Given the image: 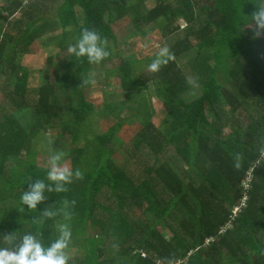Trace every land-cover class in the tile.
<instances>
[{"label":"trees","instance_id":"16d2710c","mask_svg":"<svg viewBox=\"0 0 264 264\" xmlns=\"http://www.w3.org/2000/svg\"><path fill=\"white\" fill-rule=\"evenodd\" d=\"M144 2L63 0L45 11L13 0L0 8V246L11 247L3 239L11 232H38L47 244L66 222L67 255L84 252L77 264H264V36L239 25L258 0H154L150 9ZM128 26L175 34L173 59L135 77L142 59L118 49L117 34ZM84 27L107 41L101 63L70 57L54 80L46 74L54 57L43 71L22 64L38 39L49 35L42 46L65 50ZM96 65L120 88L105 104L117 120L101 132L84 95ZM150 93L163 105L158 124ZM128 115L138 131L113 150ZM50 131L54 138L45 137ZM66 136L69 169L82 177L65 192L46 193L37 208L53 205L57 215L36 223L38 213L18 211L19 196L46 174L37 157L62 151Z\"/></svg>","mask_w":264,"mask_h":264},{"label":"clouds","instance_id":"9594fccd","mask_svg":"<svg viewBox=\"0 0 264 264\" xmlns=\"http://www.w3.org/2000/svg\"><path fill=\"white\" fill-rule=\"evenodd\" d=\"M240 23L254 29V36H264V0H258L255 10L250 16L240 14ZM70 57L86 61L88 64H99L110 55L107 41L93 29L84 27L75 38L74 43L67 46ZM173 59V53L167 44L161 46L146 65L150 73L158 72L162 66ZM67 154L64 151H49L46 160V174L43 178L29 181L19 196V212L38 213L36 223H43L45 219L57 215L53 205L44 204L38 210L37 206L48 201L46 193H61L67 191V186L73 179L82 177L79 169L70 170L66 164ZM234 166L239 168V157ZM65 220L70 217L64 212ZM57 235L45 244L38 232H24L17 237L14 232L3 235L11 247L0 246V264H68L69 257L66 250L71 241V227L66 222L56 225ZM171 264V262H169Z\"/></svg>","mask_w":264,"mask_h":264},{"label":"rangeland","instance_id":"374dc122","mask_svg":"<svg viewBox=\"0 0 264 264\" xmlns=\"http://www.w3.org/2000/svg\"><path fill=\"white\" fill-rule=\"evenodd\" d=\"M13 0H0V8H7V6H11V2ZM42 1V3H35V0H22V4L24 6H28L30 4H36L35 8L39 7V10H43L42 8H46V10H54L55 6H58L57 3H61L63 0H38ZM56 1V2H54ZM135 6V2H138V0H128ZM38 5V6H37ZM44 5V7L42 6ZM155 2L154 0H145L144 6L148 9L154 7ZM9 8V7H8ZM39 10L35 11V13H40ZM29 11V10H28ZM80 13V10L78 11ZM43 14V13H41ZM55 14V12H54ZM0 15L5 16L6 13L3 10H0ZM19 14H16L15 16L18 17ZM83 14L81 13L79 15V18H82ZM182 27L184 26V23L182 22ZM1 25H4L3 18L1 20ZM64 30L68 31L70 30V27L67 26ZM134 32L131 34V31ZM252 30H254L252 28ZM59 32V31H58ZM61 32V30H60ZM59 32V33H60ZM131 34V35H130ZM130 35V36H129ZM49 37V35L38 39L37 42H35L32 46L31 54H28L23 57L22 64L26 65L30 71L37 70L41 68V71L45 69L46 66V59L47 57H54L52 65L49 67L46 72L47 76L50 78V80H54L56 75L54 74V71L56 67L62 68L63 63H67L70 56L67 53V48L65 50H59V48H55L53 45L51 46H42V40ZM117 37L119 41L118 49L121 52L122 56H129L131 54H134L136 57L142 59L141 63H135L132 67L133 75L135 77H140L142 75V72L147 71L146 69V63L144 59L153 57L154 54L159 50V48L165 44H167L170 48L174 44V42L177 40V36L175 34H169L167 37H165L164 34L161 33L158 29H149L147 28L144 32H140L139 30H134L132 26H128L123 29L122 33H118ZM188 60V57L186 54H183V59L178 60V63L180 65H184ZM65 61V62H64ZM142 67V68H141ZM142 69V70H141ZM147 73V72H146ZM37 74V73H35ZM189 75V74H188ZM187 75V76H188ZM4 75H1L0 73V83L3 80ZM31 80L33 81V84H39L40 81V75L37 76H31ZM34 79V80H33ZM91 86L84 90L85 99L89 103H93L94 110L91 114V124L92 128L95 132H101L105 131L108 127H110L113 123L116 122V118L113 114H109L108 111L105 109V104L107 103L108 99H112L113 96H111V91H114L115 93L120 92V88L118 86V79L114 76H108V79L105 76V72L99 70V66L96 65V70L92 72L91 74ZM37 82V83H36ZM108 83V84H106ZM107 86V87H106ZM150 92H152L153 88L152 86H148L147 88ZM152 103L154 106V114L152 116V120L155 124H158L161 120V115H163V105L160 103L158 99L155 98L154 94H151ZM111 97V98H110ZM120 99L124 98V96H119ZM107 98V99H106ZM0 100H1V93H0ZM125 111L122 114V117L125 115ZM129 116V115H128ZM134 116L130 115L127 118V122L121 129L116 133L114 138L111 141V147L113 150H116L120 147L126 148L129 144H131V141L133 139L134 134L138 131V128L140 126L139 122L136 121ZM25 121V120H24ZM46 138H54L55 134H53L51 131L46 133ZM43 142V141H41ZM83 144V140L79 145ZM72 147V142L69 139V137H63L60 141L59 149H62L66 154L69 153V148ZM46 160L47 155L44 156H38L37 157V163L40 166H46ZM66 166L69 168V162L65 161ZM246 186V185H244ZM165 232V231H164ZM84 256V252L78 251L77 249H73V252H69V264H77V261Z\"/></svg>","mask_w":264,"mask_h":264}]
</instances>
